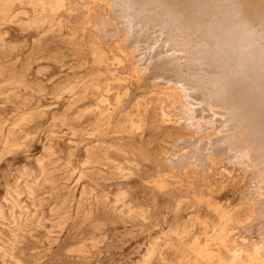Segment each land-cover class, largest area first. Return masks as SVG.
Wrapping results in <instances>:
<instances>
[{"label":"rangeland","instance_id":"1","mask_svg":"<svg viewBox=\"0 0 264 264\" xmlns=\"http://www.w3.org/2000/svg\"><path fill=\"white\" fill-rule=\"evenodd\" d=\"M73 1L74 15L71 22L64 23L63 38L70 39L66 33L67 26L72 28L77 43L87 45L79 53L63 47L59 42L63 38H56L57 33L55 36L53 33L47 36L42 33L40 37L35 27L24 30L18 25L3 26L0 30V210L4 214V218H0V264H139L149 247L150 226L129 220L127 215L120 217L105 203L124 204L133 208L132 215L140 209L150 210L153 199L157 202V209H165L176 195L213 194L232 201L254 200L260 196V178L255 174L261 164L257 162L246 166L240 158L231 157L233 154L230 151L218 157L209 143L211 138L219 135L217 131H221V127L218 130V125H215L218 123L214 120L215 124L211 123L212 119L209 120L207 114L203 117L202 113L199 119L189 120L184 116L186 109L182 107V101L166 94L163 89V81L166 82L168 75L187 82L185 77L188 74L200 71L198 66L184 58L191 52L189 47L171 39L168 42L167 37L162 40L161 31L156 35L145 28L144 32L150 34L146 33L145 44H140L136 54L133 51L135 47H127L124 20L120 21L121 14H117L119 5L104 0ZM256 2L263 3L258 5L264 12V0ZM162 41L166 42H163L165 45ZM150 42L160 51L167 49L168 57L175 54L174 58L181 60L185 67L179 72H168L170 66H166L152 70L151 81L138 79L132 62L141 59L139 50L146 45L151 46ZM37 45L41 50H47V58L65 57L67 65L59 69L53 58L41 60L34 57L30 63L26 61L27 55ZM90 46L92 50H97L94 54L102 57L100 65L94 63ZM146 57H142L143 64ZM140 63L137 62L136 67L142 68ZM165 69H168L167 72ZM92 81H102L103 85L114 84L118 86L117 90H122L120 95L115 96L120 104H117L116 98H109L115 90L102 95L99 101L106 100L103 106L112 109L113 117L107 131L123 132L126 140L121 145L127 153L116 151L117 140H113L111 133L104 142H97L94 138L98 149H110L116 164L108 165L106 172L100 174L101 186L87 185L85 194L81 195L83 185L76 191L71 173L84 161L85 153L79 150L73 155L74 145L80 140L72 136L73 129L68 123L64 124L67 126L60 124L64 123L60 118L75 111L68 110L69 90L74 88L77 92ZM41 88L43 93H50L42 103V109L47 111L43 122L45 129L47 127L45 132H41ZM58 93H63V96L53 100ZM53 102L61 103L60 107L48 110ZM139 108L147 109L149 120L156 123L153 132L167 133L168 138L162 143V148L150 141L152 133L143 132L145 117L138 111ZM54 113L56 119L51 118ZM85 120L86 116L82 122ZM238 128L237 137L241 130V127ZM88 132L89 129L86 132L83 129L79 138L85 140ZM198 145H203L204 150H199ZM131 147L151 154L152 158L142 161L140 157L132 156ZM205 150L212 153L208 156ZM182 156L184 158L180 160ZM153 157L163 159V162H156ZM118 164L122 169L128 168L129 176L119 184L118 178L111 174L118 172ZM41 165L48 169V173L42 175ZM131 170L134 171L131 173ZM26 183H36L33 185V201L26 193ZM128 183L130 185H126ZM15 191L21 195L16 197ZM97 200L105 203L95 205ZM16 202L22 208L12 209ZM79 206L82 212L77 214ZM87 211L92 215L85 216ZM13 217L18 225L12 223Z\"/></svg>","mask_w":264,"mask_h":264},{"label":"bare ground","instance_id":"2","mask_svg":"<svg viewBox=\"0 0 264 264\" xmlns=\"http://www.w3.org/2000/svg\"><path fill=\"white\" fill-rule=\"evenodd\" d=\"M104 1L119 5V12H115L121 14L120 21L124 20L127 47L131 49L135 47L134 53L137 54L140 44H145L144 39L147 38L145 28L152 34L161 31L162 40H166L167 37V41L171 39L174 43L189 47L191 52L184 58L188 63L198 66L200 71L187 76L185 72L187 82L178 81L173 75H168L167 79L165 78L166 82L163 81L166 94L182 101L181 105L186 109L183 114L189 120L198 118L202 113L203 117L207 114L206 117L209 120L212 119L211 123L214 121L218 123L213 124L218 125V130L221 127V131H217L219 135L209 141L218 157L223 152L230 151L233 154V156L230 154L231 157L240 158L246 166H252L257 162L261 164L256 174L254 173L260 178V196L254 200L232 201L213 194L192 197L176 195L165 209H157V202L155 203L153 199L150 210L140 209L132 215L130 213L133 208H127L124 204L117 206V202L112 205L104 202L120 217L124 218L127 215L129 220H137L141 224L150 226L149 247L139 264H264V12L258 5L262 1L260 3L256 2L259 0ZM63 6L64 8H61ZM74 10L73 0H0V30L7 25H18L24 30L35 27L36 34L40 37L42 33L45 36L49 33L53 35L57 33L56 36L54 35L56 38L60 36L63 38L64 23L71 22ZM66 33L69 34L70 39L64 36L59 40L63 47L79 53L87 46L77 43L72 28L67 26ZM172 35L173 37H170ZM156 38L159 37L156 36ZM154 46L146 45L139 50L140 57L147 56L144 58L145 64L142 63V57L132 62V65L135 64L133 68L138 79L151 81L153 71L164 69L166 66H170L168 72L174 70L179 72L182 67H185L182 66L181 60L174 58L175 52L173 57L170 51L172 57H168L167 49L160 51V48ZM90 49L94 63L100 65L103 62L102 57L94 54L97 50H92L91 46ZM31 51L26 58L29 63L34 60V57L41 60L47 58V50H41L38 45ZM52 58L59 65V69L67 65L63 56ZM52 58L47 59L52 60ZM140 61L143 64L140 63L142 68L136 67L137 62ZM101 83L102 81H92L77 92H74V88L70 89V96L67 99L68 110L75 109V111L71 115L64 114L60 118L64 121L60 124L63 126L69 124L73 127H70L73 129L72 136L80 140L74 145L73 155L74 151L79 150L85 153L84 161L80 166L73 168L71 173L76 191L83 185L81 195L85 194L87 185L101 186L103 181L100 180V174L106 172L105 168L108 165L116 164V160L111 157L110 149L104 147L98 149L94 144V138L97 142H104L110 138L111 133L114 137L112 139L117 140L116 151L120 154L127 153L121 145L126 140L122 135L123 132L111 130L108 133L107 131L113 117L112 109H106L107 107L103 106L106 100L99 101L105 93L115 90L110 93L109 98H116L115 96L120 95L122 90H117L118 86L114 84ZM139 83L142 82L139 81ZM49 94L43 93L41 88V132L47 131L43 123L47 111L42 109L44 107L42 103L47 100ZM62 96L63 93H58L53 100L60 99ZM116 100L117 104H120L118 97ZM60 105L59 102H53L48 110L58 108ZM138 111L142 113L143 118L145 117L143 132L149 135L152 133L150 141L160 144L162 148V143L168 138L167 133L153 132L156 129V123L149 120L147 109L139 108ZM56 116L54 113L51 118L56 119ZM84 116L86 120L82 122ZM238 127H241V130L237 137L235 133ZM83 129L84 132L89 129L85 140L79 138ZM125 143L130 144V142ZM203 145H198V149L204 150ZM193 148L192 146L191 149ZM47 149L48 147L45 148ZM129 149L132 156L140 157L142 161L152 158L151 154L136 151L134 147ZM205 151L209 152V150ZM210 154L208 153V156ZM153 158L156 162H163V159ZM182 158L184 157L182 156L180 160ZM206 164L208 162L204 166ZM118 166L120 168V164ZM127 170L128 168H120L118 172H111L112 176L115 175V178H118V184L129 177ZM132 171L134 170H131V173ZM41 173L42 175L48 173L44 165H41ZM33 185L36 183L24 185L32 201L35 200ZM15 192L16 197L21 195L20 192ZM99 203L104 204L97 200L95 205ZM15 208L20 209L22 206L16 202L12 209L15 210ZM81 212L82 208L79 206L77 214ZM91 215L92 212H85V216ZM3 216V211L0 210V218H4ZM12 223L19 224L15 217ZM93 240L97 239L93 238Z\"/></svg>","mask_w":264,"mask_h":264}]
</instances>
